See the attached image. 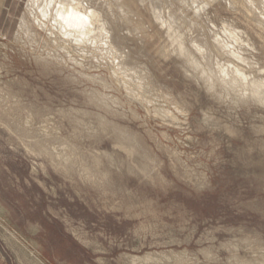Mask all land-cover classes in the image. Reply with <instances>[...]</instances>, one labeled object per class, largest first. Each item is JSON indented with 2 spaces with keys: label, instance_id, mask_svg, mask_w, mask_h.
Segmentation results:
<instances>
[{
  "label": "clouds",
  "instance_id": "obj_1",
  "mask_svg": "<svg viewBox=\"0 0 264 264\" xmlns=\"http://www.w3.org/2000/svg\"><path fill=\"white\" fill-rule=\"evenodd\" d=\"M0 264H264V0H0Z\"/></svg>",
  "mask_w": 264,
  "mask_h": 264
}]
</instances>
